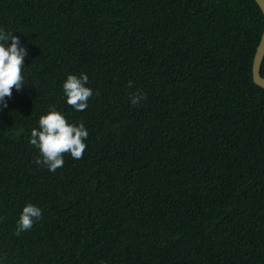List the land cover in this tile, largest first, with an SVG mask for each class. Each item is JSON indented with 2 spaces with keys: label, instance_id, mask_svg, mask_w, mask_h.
I'll return each instance as SVG.
<instances>
[{
  "label": "trees",
  "instance_id": "16d2710c",
  "mask_svg": "<svg viewBox=\"0 0 264 264\" xmlns=\"http://www.w3.org/2000/svg\"><path fill=\"white\" fill-rule=\"evenodd\" d=\"M0 27L28 50L0 108L4 264H264L255 0H0ZM81 72L77 112L62 84ZM50 105L89 133L55 172L29 142ZM28 203L42 215L18 234Z\"/></svg>",
  "mask_w": 264,
  "mask_h": 264
},
{
  "label": "clouds",
  "instance_id": "9594fccd",
  "mask_svg": "<svg viewBox=\"0 0 264 264\" xmlns=\"http://www.w3.org/2000/svg\"><path fill=\"white\" fill-rule=\"evenodd\" d=\"M258 6L264 10L261 0H257ZM9 38H11L9 42ZM28 55L26 46L20 37L13 35V31L0 27V108H7V99L11 98L13 89L20 91L25 85L24 60ZM264 63V61H261ZM259 72V65L253 70L254 76ZM89 77L86 73L68 74L62 84V92L66 103L79 112L88 107V99L93 95V90L88 86ZM129 87L132 83L129 82ZM146 99V94L137 91L130 96L133 105ZM89 133L83 122L75 123L66 119L55 105H50L48 110L41 114L38 126L30 131L29 142L37 148L40 158L36 160L48 171L55 172L64 164L63 154L69 153L73 159L82 158L86 148L85 141ZM41 209L28 203L23 206L17 220V233L31 229L33 223L40 219ZM0 264L4 260L0 257Z\"/></svg>",
  "mask_w": 264,
  "mask_h": 264
},
{
  "label": "water",
  "instance_id": "95a60500",
  "mask_svg": "<svg viewBox=\"0 0 264 264\" xmlns=\"http://www.w3.org/2000/svg\"><path fill=\"white\" fill-rule=\"evenodd\" d=\"M255 2L257 3V0H255ZM261 3H262V5H264V0H261ZM259 7H260V9L264 15V10H262L261 6H259ZM262 56H264V27H263V30L261 33L260 40L256 46L255 53L253 56V61H252V79H253L255 84L264 88V83H262V81H264V76H262L260 73V66H261V61H262L261 57ZM256 65H259V72L254 76L253 70H254V67Z\"/></svg>",
  "mask_w": 264,
  "mask_h": 264
},
{
  "label": "snow or ice",
  "instance_id": "6c2138e0",
  "mask_svg": "<svg viewBox=\"0 0 264 264\" xmlns=\"http://www.w3.org/2000/svg\"><path fill=\"white\" fill-rule=\"evenodd\" d=\"M261 59L264 60V56H262ZM262 83H264V81H262Z\"/></svg>",
  "mask_w": 264,
  "mask_h": 264
}]
</instances>
